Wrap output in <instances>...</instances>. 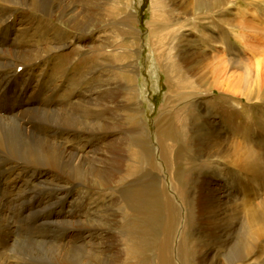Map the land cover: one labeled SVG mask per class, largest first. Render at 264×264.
<instances>
[{"label":"rangeland","instance_id":"rangeland-1","mask_svg":"<svg viewBox=\"0 0 264 264\" xmlns=\"http://www.w3.org/2000/svg\"><path fill=\"white\" fill-rule=\"evenodd\" d=\"M201 1L203 0H71L73 11L70 10L64 20H61L56 12L48 15L18 4L8 8L5 3L0 2V56L14 59L17 54H24L27 58L34 59L33 65L18 68L17 76H6L0 81L1 87L7 86L0 92V113L3 117H13L24 123L20 114L33 113L36 108L70 111L72 108L76 109L77 103L86 100L89 92L94 90L98 95H105L109 106L113 107L115 104L119 106L118 109L104 115L116 119L114 133L112 123H109L108 130H112L110 131L112 133L109 132L105 136L81 138L72 134L63 141L65 142L63 145L69 151L82 154L87 161L98 160L103 165H108L106 162L113 155L117 156L118 174L107 186L94 187L76 182L74 190L65 196L66 189H57L43 185L44 182L40 184L28 179L29 176L25 175L22 168L13 169L14 171L9 169L8 172L11 171L12 174L5 188H0L2 241L0 250H5L0 255L1 260L7 257L15 263L18 262L17 264H52L48 258L51 257L55 246L66 244V249L71 254L69 260L74 262L78 255H82L84 251L90 250L93 244H97L100 247L96 251H101L110 259H114L110 264H147L144 262L146 258L151 261L153 259V264H161L156 256L157 248L139 250L132 257H127L126 233L137 214L129 208L126 197L131 188L143 179L142 171L138 169L135 174H130L128 168L132 164L140 165L145 161L140 154V146H133L135 136L145 135L155 148L153 158L157 168L151 172L150 179H154L156 187L166 189L165 192L173 197L172 200L181 214L180 223L174 233L171 231V223L176 222V219L167 216L162 220L159 209L154 210V218L149 226H152L157 241L162 242L172 237L173 259L176 262H180L177 259L179 242L184 235L189 238L192 235L197 254L194 262L188 263H243L240 258L248 241V234L245 218L234 203L236 199L244 197L245 188L248 190L246 193L249 198L258 203L264 197L263 189L257 187V196L249 192V189L256 185L252 183V186L246 187L244 174L224 161L218 159L208 161L206 157L199 156L194 152L195 145L186 138L183 143L177 144L182 147L179 152L182 167L186 170L185 174H188V181L184 182L187 191L183 193L173 183L179 181L178 173L175 174L173 169L163 165L158 153L160 147L158 134L161 128L167 124V118L175 116L183 108L190 117L185 125H189L191 129L196 126L202 128V135L213 133L214 130H223L233 133L240 141L250 143L256 139L257 130L264 129V100L246 102L240 96L217 89L196 92L184 86L187 80H178L181 88L174 91V88L169 87L171 82L157 64L155 54L149 45V40L153 41L156 38L151 36L154 28L177 31L178 38L174 40V37H171L170 40L174 43L172 52L178 55L179 64L183 60L186 62L194 60L195 55L209 48V53L219 51L233 61L244 57L243 48L232 32L235 29L240 30L234 27V23L239 20L248 21L250 18L255 20L250 13L254 9L264 13V0H224L219 7L210 10L202 8ZM88 11L92 12L98 21L100 20L98 26L93 27V32L89 34L87 31L76 30L71 21L76 17L81 18ZM262 18L264 19V16ZM130 31L136 33H134L136 39L128 38ZM206 34L214 41H210ZM128 39L135 44L134 47L129 46L127 49L125 47L124 50V54L126 50L134 53V57L126 64L128 68L124 67L126 57L119 63L115 62V56L105 59L104 55L94 53L90 48L91 42L96 41L98 44H104L105 50H115L120 40L125 42ZM259 39L256 43H259ZM94 55L95 58L92 57ZM121 70L122 74L118 76ZM232 71L241 72L237 66L230 65L229 73ZM192 74L193 79L200 75L196 69ZM182 96L184 99L180 100ZM77 100L79 102H76ZM18 108H22L21 111L7 113ZM18 111L21 113L18 114ZM254 114L260 117L259 120L257 118L254 120L252 117ZM28 124L26 122L24 125L29 127ZM19 132L22 133V130ZM196 132L197 130H193L188 134L191 137ZM35 133L40 134L39 130L37 132L35 130ZM25 134L31 135L27 132ZM47 134L46 132L45 135ZM169 142L173 143L172 140ZM135 147L138 157L134 162L132 148ZM175 151L171 152L172 159L180 155ZM18 177L23 182L19 188H13L10 182ZM222 191L229 192L228 200H224L226 198ZM210 197L213 198L216 207L215 213H200L202 212L200 200ZM149 212V209L148 211L141 209L139 216H149ZM208 217L214 218L218 224L216 236H207ZM67 219L72 221L80 219L85 221L84 223L98 224L99 227L98 225L93 227L100 229L99 234L86 237L82 244L74 246L75 238L71 235L79 228L71 226L68 234V231L62 232L58 227L59 220ZM137 219L134 232L141 228L142 219L139 217ZM137 237L143 236L139 232ZM206 251L209 252L208 255L205 254Z\"/></svg>","mask_w":264,"mask_h":264},{"label":"bare ground","instance_id":"bare-ground-1","mask_svg":"<svg viewBox=\"0 0 264 264\" xmlns=\"http://www.w3.org/2000/svg\"><path fill=\"white\" fill-rule=\"evenodd\" d=\"M70 1L71 0H0V2L5 3L8 8L18 4L19 6H28L30 10L42 11L43 13L48 15H53L56 12L58 13L57 16L61 20H64L65 16L70 10L73 11V6L72 4H70ZM222 1L224 0H203L200 3L202 8H207L210 10L219 7ZM250 14L255 18V20L253 18H250V20L248 21L239 20L235 21L234 23V27L240 30L237 31L235 29L232 32L235 38L240 42V45L243 48L242 56H244L238 61H233L229 58H226V56L219 51H214L215 53L213 52L211 54L209 53V48L208 50H203L199 54L195 55L194 60L188 62L183 60V62L179 64L180 59H178V55L172 52L174 43L170 40L171 37H174V40L178 38L179 35H177V31L175 29L170 31L169 29L154 28L153 31H151V36H156V38L153 41L149 40V45L151 46V51H153V53L155 54L154 56L159 68L162 69L167 79L171 82L169 84V87L174 88V91L179 90L181 88V85L178 80H187L184 86L191 90L194 89V91L196 92H200L199 90L203 89H217L228 94L232 93L234 96H240L245 99L246 102L263 101L264 40H262L261 38H264V19L262 18V16H264V13L254 9ZM71 21H73L74 28L76 30L82 32L87 31L88 34L92 33L94 30L92 28H96L100 22V20L98 21V19L90 11L86 12L85 15L81 18L76 17ZM222 31L225 33L224 30ZM134 33L135 32L130 31L128 38H135ZM119 35H121V32H119ZM206 36L208 38L210 37L208 34H206ZM209 39L210 41H214L213 38ZM258 39L259 43H256ZM117 45L118 47H115V50H105L104 44H98L96 43V41H93L90 44V48H92V52H99V55H104L105 59H110L112 56H115V62L120 63V61H124L126 57L124 67L128 68L126 64L130 58L134 57V53H129L126 50V53L124 54V50L125 47L126 49L129 46L134 47L135 44L132 40L128 39V41L125 42L120 40V43H118ZM119 48H122L123 50ZM34 57L36 56L34 55ZM92 57L95 58V55ZM33 60L34 59H31L29 57L27 58L24 54H17L14 59H8L0 56V81L2 79H5L6 76H17L19 73L18 68L23 69L27 67V65L29 67V65L32 64ZM230 65L237 66V68H239L241 72L232 71L231 73H229ZM194 69H196V72L200 73V75L197 78L193 79L191 76L193 75L192 71ZM120 74H122V70L118 73V76ZM175 78L178 79L175 80ZM1 85L2 84L0 82V92L4 91V89L7 87L6 86L3 88L1 87ZM95 92L96 90L90 91L86 96V100L82 102H79L80 99L77 100L76 102H79L77 103L78 107L76 109L72 108V110L70 111H65L63 109L49 111L36 108L33 113L26 114V112H23L22 115L20 114V109L22 108H18L12 109L7 112L13 113L16 110H20L17 113L21 115L20 118L24 120V123L23 121L21 122L13 117H3V115L0 113V188H5L7 180H9L10 174H12L11 171L8 172L9 169L17 170L21 168L22 170H24L25 175L29 176L28 179L35 180L40 184L44 182L43 185H47L57 189H66L65 196H67L74 190L76 182L94 187L107 186L108 183H111L113 177L118 174L117 166L119 160L117 156L113 155L112 158L109 159L108 162H106V164L108 165H103L102 162H99L98 160H96V162L87 161L85 159L86 157H84L82 154H76L75 152L73 153L63 145L65 143H63V141L68 138L67 136H71L72 134L78 135V137L80 136L81 138H89L91 136H105L112 130H114L112 131L113 133L115 132L116 119L104 115L118 109L117 107L119 106L115 103L113 107L112 105L109 106L108 102L106 101L105 95H98ZM181 99H184V96L180 97V100ZM22 106L23 105H21V107ZM28 110L29 109H27V111ZM81 115H83V117L85 116V118H82ZM252 117H254V120L255 118H257L258 120L260 118L257 114L252 115ZM189 120L190 117L188 116L186 109L183 108V110L176 113L175 116L173 115L167 118V124L163 129L161 128V132H159L158 134L159 138L156 136L159 140L158 146H160L158 148V153L163 160V165L170 169H173L174 173H178L179 175V181L177 180L179 183L176 181L173 182L175 187L178 186L183 191V193L187 191V188H184L186 187L184 186V182L188 181V174H185L186 170L182 167V158L181 154L179 153L182 150V147L179 145L177 146L178 142H180L181 144V142L183 143L187 138L192 141V145H195L194 152L198 153L199 156L206 157L208 161L212 159L224 161L230 164L238 172L244 174L246 177V183H243L246 185V187L247 185L250 186L252 183L256 185V187L251 185L252 187L249 189V192H253V194L256 195V193H258L256 192L257 187L263 189L264 191V129H258L256 139L250 141V143L247 141H240L237 137H235L233 133L223 130H214L213 133H207L208 135L203 134L204 136H208L211 138L210 140H207L208 137H204L201 133L202 128L200 129L196 126L191 129L189 125H185V123ZM26 122L29 123L28 125L30 128L24 125ZM195 122H193L194 125ZM109 123H112V130H108ZM20 129L22 130V133L19 132ZM35 130L36 132L37 130H39L40 134L35 133ZM189 130H197L198 133L196 132L195 135L190 137L188 134L190 133ZM25 132L31 133V135L29 136L25 134ZM46 132L48 133L47 135H45ZM41 133L44 134L42 135ZM82 134H84V136ZM170 140H172L173 143H170ZM134 145L138 147L140 146V154L143 157V160L145 159L146 163L145 161H143V163L140 165L132 164L128 168V172L130 174H135L138 169L142 171L141 175H143V179L141 178V182L138 183V185H136L134 188H131L126 197L129 208L134 211L135 214H137V216H134L135 218L133 220L132 226L129 228V231L127 230L126 233L128 241L127 257H132L133 254L137 253V251L139 250H149L157 248L156 256L161 264H191L188 262H194L195 256L197 254L195 242L193 241L194 239L191 234L190 238L184 235V238L179 242L177 247V259H179L180 262H176L173 259L172 237L171 239L167 238V240L159 242L157 241L156 234L152 231V226H149L154 218V210L159 209L162 220L166 219L167 216L169 218L176 219V222L171 223V231L175 233L174 230H176L179 225L178 223H180L181 214L178 210V207L172 200L173 197L171 198L165 192L166 189L164 190V188L162 187H156L154 179H150L151 172H153V169L155 170L157 166L155 163L156 161H154L153 158L155 148L152 146L149 137L147 138L145 137V135L137 137L135 136L133 146ZM66 146H68V144ZM171 150H176L180 155L175 157L173 156L174 159H172ZM132 155L133 161L135 162L136 157H138V151L136 150V147L132 148ZM6 166L8 167L6 168ZM42 168L46 170H43ZM19 177L10 182V185L13 188H19L21 186L23 180L20 181ZM58 184L63 185L59 186ZM4 191L5 190H3V192ZM246 191L248 190H246L245 188V190H243V193H245V195L243 194L244 197L236 199L234 203L236 204V206H238L240 213H242L245 218L246 231L248 234V241L243 247L242 255L240 258L243 261V263L241 264H264V257L262 258V256L264 255V197L261 198V200L257 203L249 198ZM47 192L49 191L47 190ZM222 194L226 198L224 200H228V198H230L229 192L222 191ZM150 196L152 198H150ZM200 202L202 211L200 213H215L214 210H216V207H214L212 197L208 199H201ZM141 209L146 211H148L149 209V216L140 217L139 212ZM137 217L142 219L141 228L138 231L134 232V227L138 223ZM215 218H217V216ZM74 221L67 219L63 221L59 220V222H57L60 230H62V232L68 231V234L69 230L72 229L70 228L71 226L79 228L78 231H76L75 229V231H73V234L71 235V237L75 238L73 241V243L75 244L74 246L82 244L84 238L92 237L93 235L98 233V231H100V229H95L93 227L97 226L98 224L95 225L94 223L89 222L84 223L85 221H81L80 219L76 220L75 222ZM207 222V236H216L218 231L217 222L214 218L210 219L209 217ZM190 223L193 224L192 221ZM99 226L100 225H98V227ZM139 232L143 237H137V234ZM174 233H172V235ZM132 235H134V237ZM154 244H156V246ZM66 246V244L55 246L56 248L50 254L51 257L48 256L50 258H48V260L51 261L52 264H110L111 261H114V259H110L107 254L101 251H96L100 246L97 244H93V247L89 248L90 250H87L86 252L82 251L83 254L80 256L78 255V258H76L77 260L71 262L72 260H69L71 254L69 250L66 249ZM4 252L5 250L1 249L0 255ZM205 254L208 255L209 252L206 251ZM252 257L255 258L252 259ZM144 262L147 264H153V259L151 261V259L146 258ZM17 263L11 261L7 257L2 258V260L0 259V264ZM227 264L233 263L231 262Z\"/></svg>","mask_w":264,"mask_h":264}]
</instances>
